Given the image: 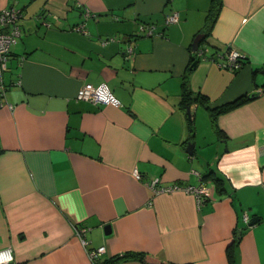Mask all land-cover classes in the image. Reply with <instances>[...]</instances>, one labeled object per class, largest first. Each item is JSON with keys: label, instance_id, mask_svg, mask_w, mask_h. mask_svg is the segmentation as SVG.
Wrapping results in <instances>:
<instances>
[{"label": "crops", "instance_id": "0c3cea01", "mask_svg": "<svg viewBox=\"0 0 264 264\" xmlns=\"http://www.w3.org/2000/svg\"><path fill=\"white\" fill-rule=\"evenodd\" d=\"M213 6L0 0L21 11L0 69V248L18 264H93L88 252L100 246L99 261L141 253L165 264H264V0ZM85 10L87 34L72 29ZM171 11L178 20L166 24ZM228 46L244 55L237 70L219 66ZM101 83L115 104L76 98ZM246 93L255 95L212 124L210 109ZM152 181L203 182L208 196L198 206Z\"/></svg>", "mask_w": 264, "mask_h": 264}, {"label": "built area", "instance_id": "2783aa9c", "mask_svg": "<svg viewBox=\"0 0 264 264\" xmlns=\"http://www.w3.org/2000/svg\"><path fill=\"white\" fill-rule=\"evenodd\" d=\"M90 16L88 10L84 11L83 20L75 24L72 29L83 34H87L88 31L85 27V20ZM21 17V11L14 8H0V69L5 70L7 68L8 53L17 44L21 29L19 20ZM178 20V13L171 11L165 16V23H175ZM154 26L152 24L141 25V30L151 34ZM112 39V38H109ZM131 47L126 48V52L131 53ZM197 55H201V51H197ZM222 60L219 62V66L230 70H237L242 65V59L244 55L237 50L228 46L223 52L219 53ZM76 98L89 101L94 104H115L117 99L112 94L110 89L105 83L98 84L97 86H81L76 93ZM134 176L140 178V175L135 170ZM151 186L154 191L157 192H174L182 190L190 193L194 196L196 204L199 206L208 196V187L203 182L197 185H182L179 183H172L163 186L155 187V181L151 182ZM247 221V216H244ZM85 226H78L75 229V233L80 241L85 244L86 240L84 234L86 231ZM104 251V247L100 246L96 249L88 252L93 264H95L98 255ZM0 264H18L14 259L12 249L9 246L0 248Z\"/></svg>", "mask_w": 264, "mask_h": 264}, {"label": "trees", "instance_id": "16d2710c", "mask_svg": "<svg viewBox=\"0 0 264 264\" xmlns=\"http://www.w3.org/2000/svg\"><path fill=\"white\" fill-rule=\"evenodd\" d=\"M213 5H214L213 6L214 11H215V9L217 10L218 6L220 5V0H213ZM10 54H11V51L8 53V60H9ZM244 61L245 60L242 59V64L244 63ZM254 95H255L254 93H246V94H243V95L237 97L233 101L228 102L227 104H224V105H222L220 107H217V108L210 109L211 116H212L211 117L212 124L214 123L215 116L218 113L225 112V111H227V110H229V109H231V108H233V107H235V106H237V105L249 100ZM201 97H203V96H200L197 99H198V101H200V103H202L204 105L203 99ZM180 102H181L180 105H181L182 109L186 108L187 105H190V95L186 92L185 88H184V90H183V92H182V94L180 96ZM188 120H189V124L191 125L192 117H188ZM213 180H214V183H215L216 187L219 190H223L224 189L223 180L220 177L214 176ZM132 257L133 258H138L144 264H165V263H162V262L153 261V260L149 259L146 255L141 254V253H125V254H121V255H115V256H112L110 258L104 259L103 261H99L97 259L95 264H116L119 261L126 260V259L132 258Z\"/></svg>", "mask_w": 264, "mask_h": 264}, {"label": "water", "instance_id": "95a60500", "mask_svg": "<svg viewBox=\"0 0 264 264\" xmlns=\"http://www.w3.org/2000/svg\"><path fill=\"white\" fill-rule=\"evenodd\" d=\"M193 47H194V49H197V48H198V41H195V42H194ZM194 63H195V62H193V64H194ZM186 112H187V115L190 116V105H187V106H186ZM190 146H192V145H190ZM188 151L191 152L190 148H188ZM257 220H258V217H256V216H255V217H252V218L249 220L248 224H249V225L254 224ZM105 229H106L107 231H109V230H108V229H109V226L106 225V226H105ZM107 231H106V232H107Z\"/></svg>", "mask_w": 264, "mask_h": 264}]
</instances>
